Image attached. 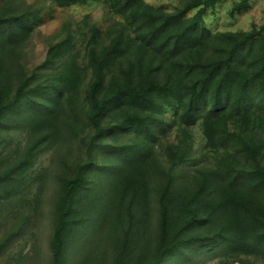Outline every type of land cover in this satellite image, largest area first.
Wrapping results in <instances>:
<instances>
[{"label":"trees","instance_id":"1","mask_svg":"<svg viewBox=\"0 0 264 264\" xmlns=\"http://www.w3.org/2000/svg\"><path fill=\"white\" fill-rule=\"evenodd\" d=\"M42 1L57 7L104 3L132 27L130 38L119 34L100 53L90 42L92 80L79 108L71 100L78 92L57 75L36 85L32 77L17 87L0 85V126L17 119L32 133L53 128L38 135L10 174L26 170L35 150L55 136L78 139L73 129L50 125L55 117L64 111L83 116L87 139L77 144H85L87 162L58 179L51 264H67L72 252H81L79 264H92L102 237L114 264L264 260V25L247 34L211 32L203 17L220 0H188L174 13L144 0ZM34 18L0 15V70L2 53L30 36ZM72 47L67 34L50 45L40 68L65 61L71 70ZM128 55L133 60L123 84L105 88L109 60ZM133 66L146 67L144 75H133ZM195 130L203 144L198 157Z\"/></svg>","mask_w":264,"mask_h":264},{"label":"rangeland","instance_id":"2","mask_svg":"<svg viewBox=\"0 0 264 264\" xmlns=\"http://www.w3.org/2000/svg\"><path fill=\"white\" fill-rule=\"evenodd\" d=\"M144 1L152 8L174 13L188 0ZM241 1L217 2L205 13L204 26L211 32L236 34H247L263 26L264 0H247L245 6L234 10ZM193 13L190 12L186 17L190 18ZM8 14L34 15L35 20H30V25L28 24L30 36L22 43L9 47L8 52L5 50L2 53L5 62L0 70V85L7 82L10 87H17L24 79L31 77V85H36L43 80L50 81L51 75H57L66 80L67 87L70 86L72 91L78 92V96L75 95L71 99L78 108L84 103L86 88L92 80L91 71L87 68V50L90 42L92 41L90 47L94 46L96 52L100 53L119 34L130 38L132 33V27L124 16L115 14L104 3L94 1L69 7H57L42 0L0 2V15ZM67 34L73 37L70 54L74 68L69 70L71 67L64 61L58 68L41 69L50 45L62 40ZM70 54L67 59H70ZM113 58L107 66V83L104 84L107 89L112 88L113 84H123L125 72L129 70L133 60L129 55L121 61ZM145 68L142 70L133 66L130 69L133 75L140 76L144 75ZM77 114L79 115L75 116L74 113L64 111L55 117L50 125L59 123L55 126L57 131L73 129L78 139L86 140L83 116L76 112ZM63 115L68 118L66 123L64 119H59ZM20 122L17 119L8 120L5 126H0V264H51L49 246L54 227L53 211L59 198L58 179L63 176L72 177V166L80 165V161L87 162V150L85 144H77L78 139L73 141L67 137L55 136L48 146L43 145L35 150L26 170H16L10 174L9 171L19 166L26 150L38 141L40 134L45 135L53 130L52 126H46L39 127L37 132L32 133L28 127L19 125ZM55 134L57 132L53 136ZM192 135L195 155L198 157L203 144L196 130ZM261 136L263 139L264 134ZM57 137L58 140H55ZM173 140L174 136L166 140V143ZM162 163L164 167L167 166L163 158ZM149 221L151 230L154 228L155 218L152 222ZM97 240L92 250L95 259L92 264H114L112 251L103 237ZM73 248L75 244H71L69 251ZM79 254L81 255V252ZM79 254L72 252L67 264H79ZM246 263L264 264V260L251 256H234L228 260L210 259L198 264Z\"/></svg>","mask_w":264,"mask_h":264}]
</instances>
